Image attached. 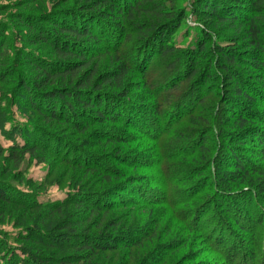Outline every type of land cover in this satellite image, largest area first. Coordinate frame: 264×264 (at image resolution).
<instances>
[{
    "label": "trees",
    "instance_id": "obj_1",
    "mask_svg": "<svg viewBox=\"0 0 264 264\" xmlns=\"http://www.w3.org/2000/svg\"><path fill=\"white\" fill-rule=\"evenodd\" d=\"M163 1L165 0H87L76 8L63 9L54 18L41 20L37 17L36 23L22 21L29 30H36V37L26 39L25 43L42 45L50 50L57 61L52 65L51 59L37 53H19L23 62L41 74V78L36 80L38 83L33 81L29 84L23 80L20 86L31 92L26 101L42 120L49 123L60 121L76 132L84 133L95 122L104 124L108 121H124L136 127L139 120L133 112L138 111V107L130 108L133 105L126 87L130 72L138 69L142 73V84L145 87L149 80L156 78L157 88L162 91L169 89V96L167 95V99H160L156 95L158 92L151 93L153 112L161 115L164 107L169 108V115L165 113V122H169V128L180 125L179 129L174 130L175 140L170 139L173 149L179 154H186L190 161L201 163L199 167H185V170L189 169V175L196 173L195 177H187L194 181V186L192 183L187 185V178L181 180L182 177H178V180L172 182L179 186L182 183L187 189L175 190L169 183V189L166 186L165 190L171 195L179 196V200H186L190 207L193 206L195 216L202 212L209 213L208 218L198 222L207 225V243L221 263L264 264V0H198V7L201 6L198 10L200 16L229 24L234 29L232 41L226 45L215 44L214 52L217 57L206 52L205 46L211 42L208 38L210 35L200 25H183L186 29L190 28L189 32L193 37L182 50H175V40L172 41L173 44H167L169 28H178L184 15H177L171 5V8H165ZM171 2L167 0V3ZM146 16L150 18L147 19ZM107 18L116 22V31L105 26ZM167 23L171 24L168 26ZM44 26L51 29L46 30ZM239 43L238 46L234 45ZM158 51L171 61L169 66L158 73L144 69ZM179 52L182 53V58ZM198 53L201 58L208 60L206 65H197L194 57ZM108 55L113 66L99 74L98 60ZM138 62L141 68H135L134 65ZM239 69H243L244 73ZM221 76L222 84L202 91L201 86L211 80L212 84H219ZM65 81L75 83L74 88L68 89L62 85L45 89L47 83L58 84ZM183 82L187 84V93L181 92ZM136 88L138 87L133 89ZM195 94L197 98L193 100ZM38 101H42L41 106H38ZM89 108H94L95 111L90 114ZM120 110L123 111L124 120ZM9 111V118L0 116V132L5 139L11 141V145L6 149L0 145V154L7 151L10 159L18 163L25 155L38 156L39 150L44 153L46 146L38 143L39 135L50 140L47 145L55 142L31 121H17L12 106ZM149 129L155 133L160 132L156 127ZM53 144L58 148L59 143ZM170 146L164 148V151L170 150ZM70 147V142H65L66 150ZM242 147L248 148L249 158L240 154ZM76 159L92 163L89 156L78 155ZM43 162L44 160L40 161ZM95 172L106 184L114 179L108 175L109 170L100 173L98 169H94L92 173ZM117 177L121 178L122 175L118 174ZM199 187V191H195ZM121 188L131 195L141 193L138 188L129 185H120L114 190ZM108 192L107 195H115L117 191ZM81 195L100 205L97 208L109 203L105 196L68 192L61 200L39 201L35 197L31 198L30 205L58 215L69 204L79 203L78 196ZM8 200L0 189V202ZM201 200L203 201L199 203ZM214 200L219 202L220 212L215 209ZM233 200H237V203L231 204ZM228 220L234 222L238 231L246 235V239L236 236ZM28 232L24 234H29ZM20 236L24 239L27 235L23 236L22 233ZM29 236L26 239L32 238ZM110 238L111 241L108 239L106 243H100L98 239L94 242L77 243L75 255L70 257L71 261L60 264H77L85 258L82 252L94 254L96 249L113 250L111 248L122 245L113 244L112 241L117 238L121 241L127 239L117 237L113 240L114 236ZM71 247L74 248L75 245ZM19 250L28 256V260H24L15 249L3 247L0 243V256L4 255L3 264H45L41 251L32 253L26 247H20ZM92 261H87L86 264H94Z\"/></svg>",
    "mask_w": 264,
    "mask_h": 264
},
{
    "label": "rangeland",
    "instance_id": "obj_2",
    "mask_svg": "<svg viewBox=\"0 0 264 264\" xmlns=\"http://www.w3.org/2000/svg\"><path fill=\"white\" fill-rule=\"evenodd\" d=\"M171 1V3H167V0L163 1L164 7H172L177 15L178 13L184 15L178 28L175 29V26L169 28L167 44H173L172 41L175 40L177 47L175 50H182L193 37L189 32L190 28L186 29V26L200 25L206 29V33L210 35L208 38L211 40L205 46L206 52L215 57H217V53L214 52L215 44L226 45L233 40L234 29L229 24L216 22L215 19L207 20L203 18V15L200 16L198 10L201 6L198 7V0ZM86 2L87 0H0V116L9 118V108L12 106L16 112L17 121H31L36 128L46 132V137L59 143L58 148L53 141V145H47L50 140H45L39 135L38 143L41 142L43 146H46L44 153L39 150L38 156L25 155L18 163L10 159L7 151L0 154V189L9 199L7 202H0L1 245L15 249L24 260H28V256L20 252V247L23 249L26 247L32 253L41 251L45 264H60L71 261L70 257L75 255L74 249L77 243L94 242L97 239L100 243H106L108 239L111 241L110 237L114 236L113 240L117 237L127 239L121 241L117 238L116 241H112L113 244L122 245L111 248L113 250L96 249L94 254L82 252L85 260L77 264H86L87 261L92 260L94 264H199L203 262L223 264L219 261L218 255L211 252L212 247H209L207 243L208 232L205 229L207 225H201L198 222L208 218L209 213H199L195 220L193 206L190 207L186 200H179V196L171 195L165 190L166 186L169 189V183L175 190L187 189L184 184L180 183L181 186H179L172 181L178 180V177H182L181 180L188 176L195 177L196 173L189 175V169L185 170V167L186 165L192 168L199 167L201 163L190 161L186 158V154H179L173 149V142L170 139L175 140L174 130L179 129L180 125L169 128V122H165L166 114L169 115V108L164 107L161 115L153 112L154 103L151 93L158 92L156 95L160 99H167L169 93V89L162 91L161 88H157L156 78L149 80L148 86L145 87L142 84V73L138 69L130 72L126 87L133 105L130 108L138 107L139 111L133 112L139 120L136 127L124 121L121 123L108 121L104 124L95 122V125L88 126L84 133H79L60 121L49 123L42 120L27 103L26 98L31 92L21 88V81L26 80L31 84L38 77L41 78V74L23 62L19 53L23 51H30L32 55L37 53L51 59L52 65L57 59L42 45L33 46L25 43L26 39L36 37V30H29L22 21L36 23L37 17L41 20L54 18L63 9L70 10ZM146 17L150 18V16ZM104 23L105 26L117 30L113 19L107 18ZM49 29L51 28L48 27L46 30ZM234 45L238 46L240 43ZM154 54L144 69L153 70L154 73L164 71L171 61L161 56L159 51ZM179 54L182 58V53L179 52ZM196 55L194 60L198 63L197 65L204 66L208 63V60L201 58L199 53ZM98 61L99 74L113 66L109 55ZM134 66L141 68L139 62ZM239 70L243 72V69ZM222 79V76L220 80L218 79L219 84H212L213 80L207 82L201 86L202 91L205 92L210 87H218L222 84ZM182 84L184 88L181 92L187 93V84L184 82ZM62 85L73 89L75 83L66 81L58 82V84L47 83L45 89ZM196 98L195 94L192 99ZM37 103L41 106L42 101ZM88 111L91 114L95 109L89 108ZM120 112L124 120L123 111L120 110ZM155 127L160 130L159 133L149 129ZM108 139L113 141L110 142ZM65 142L71 144L67 150ZM0 145L4 149L11 145V141L5 139L1 132ZM169 146L171 149L164 151V148ZM240 154L244 158H249L248 148L242 147ZM78 155L89 156L92 163L77 160ZM41 160L44 162L40 163ZM94 169H98L100 173L109 170L110 174H107L114 178L110 182L112 184L102 181L97 172L92 173ZM175 171H177L176 174ZM118 174L123 178L117 177ZM189 181L187 185L192 183L194 186V181ZM120 185L138 188L141 193L131 195L124 192L123 188L114 190ZM199 189L200 187L195 191ZM108 191H117L116 196L107 195ZM68 192L105 196L109 203L97 208L100 205L81 195L78 196L79 203L69 204L58 215L49 214L43 208H33L30 205L31 200L35 198L39 201L61 200ZM143 192L147 194L144 195ZM214 202L215 209L220 212L219 202L215 200ZM232 203L236 204L237 200H233ZM228 223L237 237L246 239V235L238 231L232 220H228ZM34 229L40 232L32 231ZM26 231H29V234H24ZM22 233L23 236L30 235L32 238L28 240L25 236L21 239ZM72 245L75 247L72 248ZM3 256H0V264L5 263Z\"/></svg>",
    "mask_w": 264,
    "mask_h": 264
}]
</instances>
